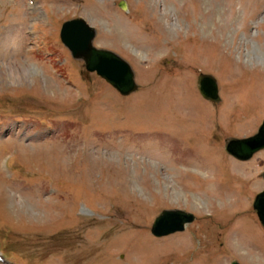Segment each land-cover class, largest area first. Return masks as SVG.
Segmentation results:
<instances>
[{"label":"rangeland","instance_id":"rangeland-1","mask_svg":"<svg viewBox=\"0 0 264 264\" xmlns=\"http://www.w3.org/2000/svg\"><path fill=\"white\" fill-rule=\"evenodd\" d=\"M34 2L0 0V264H264V150H225L264 120V0ZM73 19L131 64L135 94L73 59ZM176 209L196 220L155 238Z\"/></svg>","mask_w":264,"mask_h":264},{"label":"water","instance_id":"water-1","mask_svg":"<svg viewBox=\"0 0 264 264\" xmlns=\"http://www.w3.org/2000/svg\"><path fill=\"white\" fill-rule=\"evenodd\" d=\"M96 30L83 19H75L63 25L61 38L75 59L85 62L89 72H96L111 84L122 96H129L138 90L135 74L131 66L116 53L98 49L93 45ZM202 96L209 101L219 103V87L217 80L206 74L198 79ZM228 154L240 161H248L264 149V122L258 133L249 138H229L225 142ZM264 178V174H263ZM254 207L264 227V191L258 195ZM195 217L181 210H166L155 220L152 233L156 237L168 236L185 230L187 224ZM233 264H239L234 262Z\"/></svg>","mask_w":264,"mask_h":264},{"label":"bare ground","instance_id":"bare-ground-1","mask_svg":"<svg viewBox=\"0 0 264 264\" xmlns=\"http://www.w3.org/2000/svg\"><path fill=\"white\" fill-rule=\"evenodd\" d=\"M30 187H31V186H30ZM30 187H29V188H30Z\"/></svg>","mask_w":264,"mask_h":264}]
</instances>
